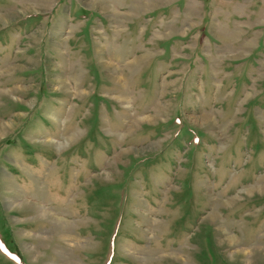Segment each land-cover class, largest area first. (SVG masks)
<instances>
[{"label":"rangeland","instance_id":"rangeland-1","mask_svg":"<svg viewBox=\"0 0 264 264\" xmlns=\"http://www.w3.org/2000/svg\"><path fill=\"white\" fill-rule=\"evenodd\" d=\"M0 264H264V0H0Z\"/></svg>","mask_w":264,"mask_h":264},{"label":"bare ground","instance_id":"bare-ground-1","mask_svg":"<svg viewBox=\"0 0 264 264\" xmlns=\"http://www.w3.org/2000/svg\"><path fill=\"white\" fill-rule=\"evenodd\" d=\"M234 240H232V242H233Z\"/></svg>","mask_w":264,"mask_h":264}]
</instances>
